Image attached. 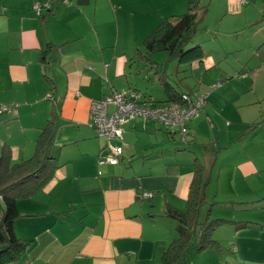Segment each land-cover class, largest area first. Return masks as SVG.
I'll use <instances>...</instances> for the list:
<instances>
[{"label":"crops","instance_id":"1","mask_svg":"<svg viewBox=\"0 0 264 264\" xmlns=\"http://www.w3.org/2000/svg\"><path fill=\"white\" fill-rule=\"evenodd\" d=\"M47 1L50 10L39 13L33 8L35 2ZM63 1L0 0V103L18 105L13 109L17 114L11 111L3 123L10 130L0 142L10 144L14 162L28 158L41 127L52 118L56 131L51 154L59 161L55 178L47 186L16 200L24 215L14 221V231L30 242L20 260L27 264H160V247L176 237L175 223L163 210L167 204L185 207L192 170L199 164L204 200L198 220L221 217L228 221L212 232L223 248L198 252L193 246L187 262L264 264V45L260 47L258 34L263 30L264 38V29L253 30L249 36L258 40L249 39L247 46L238 38L244 27L262 22L264 7L261 20L254 22L246 12L244 19L236 13L244 9L239 4L242 0H226V9L233 8L229 12L237 17L229 22L238 30L233 33L235 51L250 54L245 63L235 57L242 64L237 78L219 73L211 86L202 82L203 92L194 90L207 94L206 103L187 122L185 137L179 136L187 142L201 140V128L208 125L213 131L212 125L218 128V124L223 145L217 138L210 139L203 157L188 147L177 150L190 152L186 154L173 150L146 154V144L154 147L153 137L141 143L137 127H146L150 135L159 124L128 120L123 124L127 149L119 162L101 171L98 158L112 153V148H104L95 139L89 124L91 102L132 87L125 83L126 69L141 61L136 60L139 47L134 59H126L125 51L141 44L163 19L179 15L189 0ZM253 55L257 62L249 61ZM256 69L262 73L261 80ZM210 72L217 75L215 70ZM212 102L219 109L207 106ZM20 105L26 109L24 117ZM66 107L71 119L63 120ZM114 139L112 146L120 145ZM128 154H138V162L117 171L115 166ZM86 158L91 163L81 169ZM142 191H150L151 197L141 199ZM219 197L225 198L224 204L210 205ZM245 221L248 224L240 225Z\"/></svg>","mask_w":264,"mask_h":264},{"label":"trees","instance_id":"2","mask_svg":"<svg viewBox=\"0 0 264 264\" xmlns=\"http://www.w3.org/2000/svg\"><path fill=\"white\" fill-rule=\"evenodd\" d=\"M205 10L206 8L200 3V0H189L186 11L183 14L176 15L174 21L169 18L163 19L145 36L136 52V60L144 62L145 75H148L150 70L154 71L166 95L164 103L158 104L153 96L139 91L136 87L113 90L103 96V98L115 92L132 90L140 95L137 105H150L153 108L169 102L179 101L182 93H195V89H176L168 81V75L164 68L153 60L152 53L156 50H165L171 58L176 57L179 61L200 56L202 52L199 45L192 46L189 49H184L183 45L190 40L196 26L202 20ZM135 67L136 72L141 73L139 67L137 65ZM107 107L109 112L116 110L114 104L110 103ZM90 112L91 104L89 106V123L94 129L96 136L105 139L104 148L106 149L112 146L109 143L111 139L118 138L121 141L123 140L124 123L134 117L144 119L142 116L128 118L127 121L121 124L122 137L107 139L97 132L96 121ZM144 120L160 124L171 135L178 133L180 137H185L178 130L167 129L160 121L155 119ZM55 131L56 125L54 119L48 118L38 133L32 155L17 162L12 160V150L9 145L7 143L0 144V264L19 260L30 245L29 241L18 237L14 231V221L24 215L17 208L16 200L20 197L32 196L55 178L56 169L59 167L58 157L51 154ZM118 146L121 147V150L116 155L117 162H119V155L122 153L123 144ZM170 150L175 152L179 150V147H171ZM111 151L112 153L110 154L99 156L98 162L108 156H115L116 152L114 150ZM192 172L193 176L189 184L188 195L185 199V207L179 209L167 204L163 210V214L171 217L175 223L176 237L165 247H160L158 251L160 264H190L187 262V258L193 246L197 247L196 251L198 252L203 250L218 252L223 248L222 244L212 236V232L215 227L228 220L223 218L209 219V217L203 222L198 220L199 208L204 200L202 192L204 186L202 168L199 164H196ZM138 196H141V192ZM246 224H248L246 221L240 223V225Z\"/></svg>","mask_w":264,"mask_h":264},{"label":"rangeland","instance_id":"3","mask_svg":"<svg viewBox=\"0 0 264 264\" xmlns=\"http://www.w3.org/2000/svg\"><path fill=\"white\" fill-rule=\"evenodd\" d=\"M69 0H64L63 2H68ZM248 3H240V6L243 7V10H239L236 13L240 15L242 19H244L245 12L248 15L249 21H258L261 20L262 17V8L264 7V2L261 0H248ZM200 3L206 7V12L204 14L203 19L199 22L197 25L196 31L191 35V39L183 45L184 49H189L192 46L199 45L202 47V54L200 56H196L194 58H186L187 60L179 61L176 57L171 58L165 50H156L152 53V58L155 62L159 63L161 67L164 68L168 75V81L178 90H186L188 88L190 89H199L197 91L203 92L200 86L202 85V82L206 83L207 85L211 86L214 84L215 80L219 78V73H229L232 77L237 78V74L239 71H241L242 64L240 65V61L237 59L241 58V62L245 63L249 56L248 51H244L242 53L240 50H236V39L233 36L238 33V30L233 29V25L229 23L231 20H234L237 18L232 14L233 8L226 9L227 2L226 0H201ZM184 8V11L179 13V15L183 14L186 10ZM234 11V10H233ZM175 15L178 14H172L168 16L172 21L175 20ZM165 18V17H164ZM163 19V18H162ZM161 19V20H162ZM160 20V21H161ZM159 21V22H160ZM159 24V23H158ZM264 18H262V22L259 21L257 23H252L246 27H244L239 35L238 38L241 40L240 42L244 43L245 46L248 45L249 39H253L254 41H257V38L249 36L253 30L256 29H264ZM104 27H111L110 24H105ZM260 27V28H259ZM263 32V30H262ZM262 32L260 33L258 31V34L260 35V47H263L264 44H261L263 41ZM140 47V42L137 44L135 48H131L127 51H125V58H130L133 56L132 59L136 58L135 49ZM234 52H228L233 51ZM237 59H236V58ZM258 57L257 55H253L249 61L251 62H257ZM144 62L138 61L131 65V67H127L126 69V82L128 85H131L132 87H136L139 91L143 93H148L149 95L153 96L158 102L164 103L166 95L162 89V86L160 85L155 73L153 70H150L148 75H145L144 73ZM135 65H138L141 73L136 72ZM241 66L240 68H237ZM246 69V67H245ZM210 70L217 71L215 76L211 75L212 72ZM259 76H257L258 80H261L262 73L260 69H256V73ZM229 75V76H230ZM247 75V74H246ZM122 80H125L123 76H120ZM215 78V79H214ZM227 82V81H224ZM127 85V84H126ZM211 89V88H210ZM215 90V89H214ZM12 103V102H10ZM210 108L213 107L215 109H219L217 104L215 102H212L208 104ZM18 105L16 104H9V103H0V140L5 137L4 135L9 133V128L6 127L3 123L4 121L9 117L8 114L10 112H14L15 115L17 114V108ZM7 108V109H6ZM20 113L22 114V117L26 114V109L20 105L19 109ZM226 111V109H225ZM64 115L67 118H63V120L71 119L69 115L70 114V108L66 107ZM226 115V113L224 114ZM138 118H132L130 120L138 121ZM141 122H146L149 120H144L142 118H139ZM207 121V119H206ZM152 123H155L154 121H151ZM208 122V121H207ZM213 122L216 124V120L213 119ZM90 124V123H89ZM158 124V123H157ZM207 127L201 128V140H195L193 138L192 142L185 141L186 139H182L179 137L178 133L171 134L166 131V129L161 126L160 124L157 126V129L159 128L160 131H162L161 134L157 131H153L152 134H149L148 129L146 127L139 126L137 127L138 131V139L141 143H144L147 141V139H152L153 137V146L151 148H148L149 144H146V149L143 151L146 154H158L160 152H166L170 150L171 147H188L192 151L195 150L198 155L203 157V153L207 148L206 142H209L210 139L214 140L217 138V141L220 145H223L224 139H223V133L220 132V126L218 128H214L212 125L213 131H210ZM136 131V130H135ZM213 132V136L211 138L210 133ZM57 136V135H56ZM95 139H98L103 145L105 143V139L95 136ZM211 140V141H212ZM4 141V140H3ZM115 139H111L109 143L114 144ZM6 143L0 142V144ZM127 138L124 136V139L120 140V145L123 144V150L125 151L127 149ZM10 146L9 143H7ZM111 148V146L109 147ZM12 149V148H10ZM32 153V152H31ZM176 154H186L190 153L187 150L182 151H175ZM31 155V154H30ZM138 154H128L126 155V158L123 159V162H121L119 165L115 166V169L117 171L123 170L125 168H128L130 164H135L138 162V159H136V156ZM29 157V156H28ZM193 159V156H191ZM175 158V157H174ZM141 159V158H140ZM131 160V161H130ZM179 160V159H178ZM130 161V162H129ZM91 163V158H86L83 162L81 169H88L89 164ZM99 165V164H98ZM109 164H101L100 170H104V167L108 166ZM225 198L219 197L217 200L210 202L211 204L215 205H221L224 204ZM204 206V205H203ZM210 210V206L205 209V215L207 211ZM221 218V217H217ZM214 219V218H212ZM175 228V225H174ZM197 247H195L196 249ZM192 250V249H191ZM190 250V251H191Z\"/></svg>","mask_w":264,"mask_h":264},{"label":"built area","instance_id":"4","mask_svg":"<svg viewBox=\"0 0 264 264\" xmlns=\"http://www.w3.org/2000/svg\"><path fill=\"white\" fill-rule=\"evenodd\" d=\"M246 0H242L245 2ZM51 7V3L35 2L33 8L37 12L47 10ZM207 94L182 93L179 101L169 102L165 105L150 107L137 105L140 100V95L135 91H120L115 92L110 96H106L100 100H95L91 103V115L96 121L97 132L106 137H122L121 124L130 117L142 116L144 119H155L162 122L167 129L178 130L182 136H185L187 122L198 115L200 107H203L206 102ZM114 104L116 110L109 112L108 104ZM1 112V109H0ZM115 156H108L101 162L116 163V155L120 153V146H111ZM151 192L143 191L141 198L149 197ZM14 264H25L15 262Z\"/></svg>","mask_w":264,"mask_h":264},{"label":"clouds","instance_id":"5","mask_svg":"<svg viewBox=\"0 0 264 264\" xmlns=\"http://www.w3.org/2000/svg\"><path fill=\"white\" fill-rule=\"evenodd\" d=\"M247 1V0H246ZM245 1V2H246ZM245 2H243V3H245ZM51 8V7H50ZM50 8L49 9H47V10H50ZM40 13V12H39ZM51 94H49V96H50ZM102 99V98H101ZM100 100V99H99ZM93 102V101H92ZM91 102V103H92ZM206 103V102H205ZM205 105V104H204ZM204 107V106H203ZM2 111V110H1ZM1 113V112H0ZM103 163H106V164H111V163H107V162H101V160L99 161V163L98 164H103ZM113 164H115V163H113ZM99 172V171H98ZM100 173V172H99ZM143 192V191H142ZM141 192V193H142ZM151 196V195H150ZM141 198V197H140ZM142 199V198H141ZM15 262H22L20 259L19 260H15V261H13V262H11V264H14ZM22 263H25V262H22ZM25 264H27V263H25Z\"/></svg>","mask_w":264,"mask_h":264}]
</instances>
